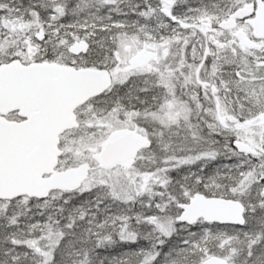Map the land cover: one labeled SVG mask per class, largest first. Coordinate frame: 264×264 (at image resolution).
Returning <instances> with one entry per match:
<instances>
[{
  "label": "snow or ice",
  "instance_id": "1",
  "mask_svg": "<svg viewBox=\"0 0 264 264\" xmlns=\"http://www.w3.org/2000/svg\"><path fill=\"white\" fill-rule=\"evenodd\" d=\"M0 264H264V0H0Z\"/></svg>",
  "mask_w": 264,
  "mask_h": 264
}]
</instances>
